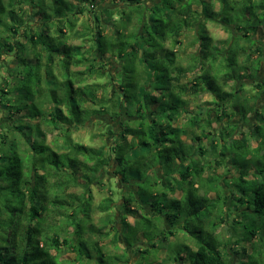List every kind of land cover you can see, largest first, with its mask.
<instances>
[{
    "label": "trees",
    "instance_id": "trees-1",
    "mask_svg": "<svg viewBox=\"0 0 264 264\" xmlns=\"http://www.w3.org/2000/svg\"><path fill=\"white\" fill-rule=\"evenodd\" d=\"M103 1L9 0L6 9L0 0V14H9L0 16V65L10 78L0 83V264H110L113 254L91 235H110L115 200L108 196L98 205L107 215L95 227L92 190L115 162L114 176L138 185L135 193L124 195L125 232L151 239L150 217L139 215L142 203L165 223L182 228L175 226L179 215L197 216L211 205L189 190L196 183L190 177L197 163L196 146L186 138L197 141L203 153V127L224 123L229 103L235 105V95L248 81L264 89V80H257L264 68V0H118L123 7L116 10L90 7ZM115 11L114 30L107 33L103 15ZM87 14L93 25L77 31L83 42H69L80 16ZM8 17L13 22L3 25ZM208 21L222 25L228 37L216 40ZM113 56L123 64L116 79L104 60ZM112 81L118 88L100 96ZM203 92L213 99L203 103ZM98 115L120 123L119 139L102 146L74 141L72 129ZM49 132L63 142L55 137L48 143ZM262 177L257 174L250 184L255 210L264 216ZM232 184L240 192L227 196L223 189L225 198L242 201L247 191ZM177 191L179 198L170 196ZM179 202L184 206H176ZM130 215L133 222L127 220ZM162 232L165 242L175 233L172 228ZM186 248L187 255L179 257L167 250L165 261L228 264L211 242ZM68 251L74 257H64ZM117 255L116 264L128 262V255Z\"/></svg>",
    "mask_w": 264,
    "mask_h": 264
},
{
    "label": "rangeland",
    "instance_id": "rangeland-1",
    "mask_svg": "<svg viewBox=\"0 0 264 264\" xmlns=\"http://www.w3.org/2000/svg\"><path fill=\"white\" fill-rule=\"evenodd\" d=\"M7 1L9 0H1L3 5L5 3V6ZM115 1L104 0L90 7L97 11L101 10L102 7H109L113 10L123 7V3L118 0ZM158 1L146 0V3L153 4ZM6 9H8L7 6ZM116 12L113 16L108 13L103 15L107 22V33H112L114 30L113 23L116 22L118 17ZM237 13L240 14V11L237 10ZM7 15H9L8 12L2 15L0 14L2 18H5ZM231 17L237 18L235 15ZM12 22L9 17L2 21L3 25H8ZM88 24L93 25L92 18L88 14L81 15L75 33L71 34L69 42L75 44L82 43L83 36L80 32L77 33V31H83ZM207 27L216 40H225L228 37V31L218 23L208 21ZM185 46L188 49H193L190 44ZM262 51L264 56V45L262 46ZM259 55L257 53L255 57ZM185 58L187 59L186 55ZM7 59L11 60V57L8 56ZM104 60L108 62L107 69L112 72L113 78L116 79L119 68H123L121 60L115 56L105 58ZM8 65L12 66L13 63L10 62ZM8 75V68L5 65H0V83L4 81L3 79L5 77L9 78ZM190 75L192 77V74ZM187 77L190 78V76ZM118 79L121 80L119 77ZM257 80L263 82L264 68L260 70ZM106 81H108V78L103 79L102 82L104 83ZM253 81H248L250 84H246L243 91L235 95L233 99L235 102L234 106L229 103L227 112L230 115L224 118V123L214 122L211 126L206 125L203 127L207 134L201 142V146L204 149L203 153H201L197 141L184 136L186 140L191 141L196 146L194 159L196 160L195 164H197L194 165L195 167L192 169L190 177L196 183L194 187L190 186L189 190L196 198H208L211 205L203 209L197 216L186 218L185 216L179 215L175 226H182V228H173L161 219L163 216L151 214V208L142 203L145 209H140L139 215L144 214L150 217L151 224L146 228V231L150 234L151 239L144 237L142 234H128L127 231L125 232L121 220L125 210L124 195L128 196L131 192L135 193L138 185H136L135 180L125 181L121 177H115L116 174L113 171L116 162L108 172L101 174L92 190V222L95 227H99L103 219L106 218L107 214L100 211L98 205L108 196H112L115 200V206L110 212V215L114 216L115 214L116 221L112 227H108L110 231L109 236L103 237L98 232H94L91 237L100 242L105 252L113 254L110 264H116L114 257H117V254L123 258H126L127 255L129 256L127 263L118 262L117 264H188L187 260L174 261L170 259L169 261H165L167 250H169L168 254L171 257H179V254L186 256V251H188L186 245L195 248L197 244H207L209 242L217 246L225 259H228V264H264V216L255 210L252 202L253 193L250 184V181L256 178L257 174L260 177L263 176L262 179L264 178V98H262L263 94L261 93L264 92V89H257L253 85ZM115 86L118 88V85H115L112 81L107 87L106 92L104 94L100 92L99 95L109 96ZM230 89L231 87L229 86L228 90ZM254 96H259L260 98L256 99ZM212 99L213 95L210 92H203L200 100L203 103H207V101H211ZM246 112L248 113L245 114ZM2 116L3 113L0 111V117ZM109 117L102 115L94 116L84 125L73 128L71 132L72 139L74 141H80L87 146H102L105 140L108 144H112L114 140L119 139L121 136V134H118L120 131V123L118 121L113 122L112 120L110 122ZM107 122L112 123V126L108 125ZM110 127L115 132L110 131ZM55 133H48V143H51L52 139L58 137ZM97 133H100V136L97 137ZM196 133L201 134L202 129L201 131L196 130ZM59 141L63 142V139L60 137ZM63 150L65 151L66 149L64 148ZM233 182L239 188H244L247 191L242 201L237 200L234 196L225 198L226 194L229 196L231 191H239L234 188ZM145 184L142 183L139 185L142 188H146ZM223 189L226 190L225 195L222 191ZM170 196L179 198L181 192L177 191L176 194L170 192ZM143 199L147 200L148 198L144 196ZM177 205L184 206V202H179ZM175 207L170 208L171 213H176L177 210ZM209 210L212 211V214L208 217ZM238 217H240L239 224H235L234 218ZM127 220L133 222L134 217L132 215L127 216ZM212 222L215 225H212ZM165 228H172L175 232L168 237L166 242L163 239L164 234L162 232ZM211 231L216 237L212 235ZM86 237L90 239L88 234H86ZM117 237L120 238L118 248H116L118 243L114 241ZM125 238H129L131 246H128ZM221 244H227L229 249L227 251L224 250V246ZM65 256L72 258L74 257V253L68 251L65 252Z\"/></svg>",
    "mask_w": 264,
    "mask_h": 264
}]
</instances>
